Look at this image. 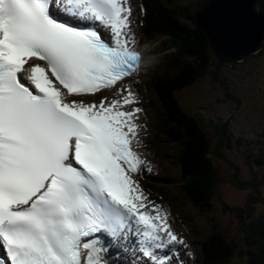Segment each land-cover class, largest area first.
Returning <instances> with one entry per match:
<instances>
[{
  "label": "snow or ice",
  "instance_id": "snow-or-ice-1",
  "mask_svg": "<svg viewBox=\"0 0 264 264\" xmlns=\"http://www.w3.org/2000/svg\"><path fill=\"white\" fill-rule=\"evenodd\" d=\"M131 25L128 0H0V264H186L140 182Z\"/></svg>",
  "mask_w": 264,
  "mask_h": 264
},
{
  "label": "rangeland",
  "instance_id": "rangeland-1",
  "mask_svg": "<svg viewBox=\"0 0 264 264\" xmlns=\"http://www.w3.org/2000/svg\"><path fill=\"white\" fill-rule=\"evenodd\" d=\"M130 1L131 27L138 40L137 48L147 49V53L151 54L146 60L154 65L151 69H143L135 78L138 83L134 85L140 95L139 106L144 109L140 114L142 121H139L142 125L139 137L141 146L136 151L145 160L146 169H151L150 172L144 171L140 182L145 184V189L155 187L159 190L160 187L167 193L165 198L159 192V198L166 199L173 208L167 205L174 216L171 215V222L189 246L181 250L192 253L191 256L186 255L187 252L183 253L182 259L186 264H212V261L208 262L206 250L213 244L217 233L238 244L230 263L224 264H249L248 256L242 254V251L248 246L249 238L255 240L252 235L257 237L250 225L255 220L256 223L264 220V163L258 162L255 156L257 150L264 149V56L261 53L250 54L233 65L226 63L222 66L215 62L211 67L213 69L200 72L202 75L194 84L178 93L185 112L196 118L200 114L209 123L207 129L211 131L208 135L211 147L208 156L213 159L216 174L219 175L214 189L213 181L207 177L202 179V184L197 187L201 197L210 194V205L207 201L203 205L198 204L192 198L182 195L184 169L178 163V157L183 152L179 145L170 142L163 133L168 114L160 103L157 90L161 95L158 85L168 79L172 81L175 74L179 75V72L173 73L169 65V61L175 59L177 54L172 53L173 39L167 35L154 40L146 39L143 33L142 0ZM175 1L192 7L196 0ZM178 56V63L192 60L183 53ZM106 94L111 98L110 93ZM228 116L233 117L229 125L230 134L224 137L221 136V129L216 126L225 125L220 120ZM160 117L164 118L162 124ZM239 135L250 140L252 137L254 141L239 144ZM250 154L253 156L249 157ZM211 191H214V195ZM159 198L158 195L149 196L156 204H161ZM254 248L251 246V249Z\"/></svg>",
  "mask_w": 264,
  "mask_h": 264
},
{
  "label": "trees",
  "instance_id": "trees-1",
  "mask_svg": "<svg viewBox=\"0 0 264 264\" xmlns=\"http://www.w3.org/2000/svg\"><path fill=\"white\" fill-rule=\"evenodd\" d=\"M143 5L144 35L148 39H155L157 36L163 35H167L169 38L179 36L184 42L182 53L192 59L187 63L185 60L183 63H178V60L175 59L169 61L173 73L179 72V75L175 74L172 81L168 79L164 82L166 80L164 79V83L158 85L161 95L158 90L157 93L164 111L168 114V118L165 119L168 124L166 123L163 133L170 142L179 145L181 152H183L178 157V163L184 169L181 183L183 187L182 195L192 198L198 204L203 205V202L207 201V204L210 205V194H207V197H201V191L197 187L202 184V179L207 177L211 182L213 181V187L212 184L210 186L214 189L219 179L214 161L208 156L211 147V139L208 136L211 131L207 129L209 123L205 118L202 119L201 115L196 118L185 112L177 96L187 86L194 84L196 79L202 75V73L199 74L200 72L209 71V68L212 67L215 57L210 46L209 37L195 22L191 6L176 3L175 0H143ZM258 6L264 12V0H258ZM260 55L264 56V50ZM237 102L241 103L239 99H237ZM232 118V116H228L220 120L221 124L226 123L225 125L216 126L217 129H221V136L225 137L230 134L229 125L232 123ZM160 119L162 124L164 118L160 117ZM251 140L254 141L252 137ZM251 140L243 135L237 137L239 144ZM262 146L264 147V145ZM256 152H258L255 155L256 160L264 163V149H259ZM252 156L253 154L249 155V157ZM149 183L152 184V182ZM158 188L159 190H156L155 187L154 189L153 187L152 189L147 187L152 192L158 191V195L161 192L167 198V193L161 190L160 187ZM211 194L214 195V191H211ZM162 199L173 210L171 204L163 197ZM256 222L257 220L250 225V229L257 233V237L252 235L255 240L251 238L247 240L248 246L243 249L242 254L248 256L249 264H264V220ZM212 243L209 246L210 248L208 247L209 249L206 250L208 252V262L212 261V264L230 263L238 244L221 235V233L214 236ZM251 246H255V248L251 249Z\"/></svg>",
  "mask_w": 264,
  "mask_h": 264
},
{
  "label": "water",
  "instance_id": "water-1",
  "mask_svg": "<svg viewBox=\"0 0 264 264\" xmlns=\"http://www.w3.org/2000/svg\"><path fill=\"white\" fill-rule=\"evenodd\" d=\"M258 0H197L193 3V18L206 31L210 46L220 63L233 64L264 47V13L258 11ZM244 22L249 39L235 40V27ZM176 47L183 41L174 38Z\"/></svg>",
  "mask_w": 264,
  "mask_h": 264
},
{
  "label": "clouds",
  "instance_id": "clouds-1",
  "mask_svg": "<svg viewBox=\"0 0 264 264\" xmlns=\"http://www.w3.org/2000/svg\"><path fill=\"white\" fill-rule=\"evenodd\" d=\"M196 1H197V0H196ZM194 2H195V1H194ZM142 3H143V1H142ZM192 13H193V4H192ZM143 21H144V20H143ZM204 31H205V30H204ZM205 32H206V31H205ZM207 35H208V34H207ZM145 37H146V36H145ZM157 37H160V36H157ZM157 37H156V38H157ZM176 37L179 38V39H181L179 36H174L173 38H171V39H173V42H174V38H176ZM146 39H148V38L146 37ZM149 40H154V39H149ZM181 40H182V39H181ZM182 41H183V40H182ZM140 49H143V48H140ZM173 49H174V51H172V53H173V52H176V53H177V54H176V57H175V60H178V57H179L178 54H179V53H182V51H183V49H184V42H183V46H182L181 48L176 47L175 44H174ZM211 49H212V47H211ZM263 49H264V47H263ZM263 49H260V50L257 51L256 53H253V55H254V54L256 55V54L262 53V50H263ZM143 50H147V49H143ZM147 51H148V50H147ZM212 51H213V54H214V57H215V61H214V63L217 62V64L222 65V64L220 63V61L218 60V58L216 57V55H215L213 49H212ZM216 60H217V61H216ZM241 60H242V59H241ZM214 63H213V64H214ZM234 63H235V62H234ZM225 64H226V63H225ZM225 64H224V65H225ZM228 64H230V63H228ZM230 65H232V64H230ZM222 66H223V65H222ZM180 92H181V91H180ZM177 96H178V95H177ZM188 114H189V113H188ZM190 115H192V114H190ZM199 115H200V114H199ZM199 115H198V116H199ZM192 116H193V115H192ZM193 117H195V116H193Z\"/></svg>",
  "mask_w": 264,
  "mask_h": 264
},
{
  "label": "bare ground",
  "instance_id": "bare-ground-1",
  "mask_svg": "<svg viewBox=\"0 0 264 264\" xmlns=\"http://www.w3.org/2000/svg\"><path fill=\"white\" fill-rule=\"evenodd\" d=\"M130 4H131V1L130 0H128V6H130ZM130 8H131V6H130ZM131 13H132V9H131ZM145 49V48H144ZM151 53H146L145 54V62H144V64H143V66H142V68L143 69H145V68H148L149 67V69H151L152 68V66H154L153 64H150L149 63V61H147L146 59H147V56H149ZM156 66V65H155ZM159 67V66H158ZM157 70V69H156ZM158 71V70H157ZM110 97H111V93H110ZM142 119V118H141ZM140 119V120H141ZM142 121V120H141ZM139 123H141V122H139ZM218 128V127H217ZM220 131V130H219ZM221 133V132H220ZM222 134V133H221ZM240 141V140H239ZM134 143H135V141H134ZM241 144V143H240ZM246 146V145H245ZM251 148V147H250ZM253 153H255V152H253ZM256 153H258V152H256ZM152 160V159H151ZM150 163V162H149ZM171 224H172V227L175 229V227H174V225H173V223L171 222ZM176 230V229H175ZM114 251H118V249H114ZM123 259H124V257H121L120 258V260H119V264H127V263H125L124 261H123ZM112 263L113 264H117V260H113L112 261Z\"/></svg>",
  "mask_w": 264,
  "mask_h": 264
}]
</instances>
